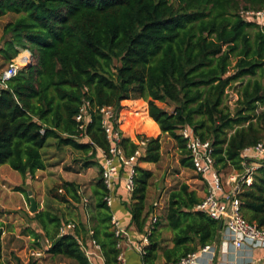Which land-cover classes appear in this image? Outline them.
I'll use <instances>...</instances> for the list:
<instances>
[{"label": "trees", "instance_id": "obj_1", "mask_svg": "<svg viewBox=\"0 0 264 264\" xmlns=\"http://www.w3.org/2000/svg\"><path fill=\"white\" fill-rule=\"evenodd\" d=\"M261 9L264 0H0V18L14 15L3 25L0 56L9 62L20 50L31 55L30 64L0 86V165L24 177L33 175L45 168L40 149L54 137L59 145L90 152L84 162L88 166L97 147L107 150L110 145L97 111L109 105L118 119L113 125L128 134L119 142L125 155L136 148L132 138L147 140L139 162L160 160V134H166L181 153L179 164L193 169L186 140L178 133L186 126L192 135L210 140L216 168L239 169L242 150L264 142V24L241 14ZM244 77L248 79L239 84L231 110L226 90ZM129 99L142 102L139 113L149 124H122L127 110L122 103ZM85 102L90 121L83 132L91 143L78 138L74 119ZM157 102L174 107L168 111ZM152 176L136 165L130 223L140 234L150 221L145 196ZM49 192L63 203H79L81 197L77 184L69 181ZM107 193L99 171L86 203L88 223L103 264H120ZM238 198L242 216L264 228V167L254 172ZM201 199L186 182L169 192L165 219L172 235L171 246L162 250L164 264L219 242L218 221L196 209ZM31 220L40 230L29 232L34 243L40 247L38 239H48L49 255L90 264L82 244L88 234L84 223L60 235L66 222L57 213L38 210ZM158 224L148 234L142 264H156ZM1 234L0 228V264H5ZM35 261L16 258V264Z\"/></svg>", "mask_w": 264, "mask_h": 264}, {"label": "built area", "instance_id": "obj_2", "mask_svg": "<svg viewBox=\"0 0 264 264\" xmlns=\"http://www.w3.org/2000/svg\"><path fill=\"white\" fill-rule=\"evenodd\" d=\"M245 18L264 24V9L241 11ZM24 51L29 55H23ZM22 55V56H20ZM31 62V55L28 50H20L18 54L12 58L5 68L0 70V86L6 87L7 81L15 76L20 68ZM88 102L82 104L74 119L78 126V138L90 142L89 138L84 134L87 123L90 121V115L87 114ZM100 115L101 126L104 130L110 145L107 150L97 147V151L102 156L101 178L108 193L104 197L108 206L112 203V194L115 180L122 178L127 192L131 194L134 187L135 167L138 165L139 158L142 155V149L146 145L145 138L131 140L136 144V148L129 156L125 155L119 142L122 136H126L119 128L113 125L117 121L116 111L113 106L104 105L97 108ZM178 133L186 140V148L192 161L193 171L198 174L205 184V193L201 201L196 205V209L205 212L208 216L221 223L219 229V242L229 244L233 251L244 252L243 263H251L253 257L251 253L255 249L264 250V228L258 227L255 223L247 221L240 212V200L238 193L243 187H248L252 183L254 172L264 167V142H257L253 146L246 147L241 152V167L235 169L229 167L226 178H223V170L215 167L213 158V148L210 140H202L191 134L190 130L184 126L178 130ZM123 171V172H122ZM87 203V199H83V204ZM158 221L155 214L150 216L148 228L142 233L138 242L133 245L134 251L143 254L144 247L148 244V234ZM111 230L114 235L119 238L116 247L119 249L117 260L120 264L125 263V255L122 248V239L128 238V230L120 225L119 220L112 214L110 219ZM75 222L63 223L59 228L60 235L73 233ZM93 231L88 227V242L91 248L85 243V254L90 264H103V257L99 244L91 237ZM41 246L28 249L29 257L41 259L47 253L46 250L51 243L48 239H38ZM216 255V243H207L197 251L191 252L180 258L176 262L168 264H213ZM100 259L101 263H97L95 259ZM29 260V259H28ZM27 260V261H28Z\"/></svg>", "mask_w": 264, "mask_h": 264}, {"label": "rangeland", "instance_id": "obj_3", "mask_svg": "<svg viewBox=\"0 0 264 264\" xmlns=\"http://www.w3.org/2000/svg\"><path fill=\"white\" fill-rule=\"evenodd\" d=\"M13 18V14H7L0 18V37L3 25ZM7 63L8 62L0 56V70L5 68ZM233 64L234 62L231 63V66ZM232 72L233 68L230 67L228 74ZM247 79L248 77H244L243 80L236 81L226 90V103L231 110L237 99V89L239 84L242 81L245 82ZM262 82L264 83V79ZM133 100L135 99L125 100L122 103L127 109L124 111L126 115L122 124L129 125L130 127L149 124V120H143L139 113L142 102L140 100ZM157 104L168 111H172L174 107L173 103L157 102ZM133 110H135V113L139 114L134 113L130 115L129 112ZM137 130L140 131V128ZM150 130L151 129H148L147 132L150 133ZM124 133L128 136L126 132ZM160 139L161 157L160 160L154 164L153 176L148 183L145 196L146 210L150 209V216L155 214L159 221L157 226L160 232V244L157 250L159 255L164 248L163 245L169 243L172 235V230L167 226L165 219V209L169 192L177 188L181 182H186L189 187L200 194V196L203 195L204 191V184L201 182L200 176L196 174L193 169L184 168L179 164L181 153L177 149L175 141L166 134H160ZM40 153L44 159L45 168L36 170L33 175L27 174L24 177L18 171L10 168L7 164L0 165V186L4 189L2 190L0 188V213H13L14 216H20L23 218L16 231L18 234L25 232V223L33 222L31 220L33 213L29 210V191L32 192V195L36 200L37 208L49 209L61 216L62 221L73 222L81 216L80 206L74 205L72 202L63 203L55 200L49 190L64 181H75L81 187L80 189L83 196L81 198L82 200L84 197L89 198V195L92 194L96 186L98 171H100V161L98 159L91 160L89 164L90 168H82V162L88 159V154L67 145H59L57 139L54 137L47 138L46 143L40 149ZM222 173L223 178L225 179L228 169L223 170ZM19 187L22 189L17 190L16 188ZM112 196L114 198L115 192ZM118 198L122 199V197L119 196ZM129 203L130 201L125 202V200L122 199L121 205H123L128 214L130 213ZM2 206L4 208H1ZM14 238L17 240H24L15 235ZM37 246L38 245L34 243V241L28 240L19 246L16 245L18 248L16 250H10V247H5L3 252L4 263L16 264V258H22L25 262H27L28 259L30 261H35L34 258L29 257L28 249ZM19 256H21V258ZM35 264H72V261L63 256H51L46 253L44 257L35 261Z\"/></svg>", "mask_w": 264, "mask_h": 264}, {"label": "crops", "instance_id": "obj_4", "mask_svg": "<svg viewBox=\"0 0 264 264\" xmlns=\"http://www.w3.org/2000/svg\"><path fill=\"white\" fill-rule=\"evenodd\" d=\"M81 141L85 142V140H81ZM86 154H88V156H89L90 152L86 153ZM93 159H98L100 161V172H101V163H102L101 154L97 151L95 157L91 158L90 160H93ZM84 162H85V160L82 162L81 167L87 168V169L90 168L89 165L84 166ZM154 164L155 163L138 162L139 166L151 170L152 173H153ZM98 173H99V171H98ZM69 182L76 183L75 181H69ZM201 182L203 183L202 180H201ZM0 183H1V181H0ZM76 184L78 186V191H79L81 197H80L79 203H74V202H72V203L74 205L80 206L81 216L73 222H75L76 224H78L79 222H82L88 228L90 226V223H88L89 222L88 221L89 215H88L87 210H86V204L85 205L83 204V199H87V201H88L91 194L89 195V198L84 197L81 200V198L83 197L82 191L80 189L81 187L78 185V183H76ZM0 188H1V186H0ZM2 190H4V189H2ZM203 190H204L203 191V195H204L205 184H204ZM114 192H115V196H114V198H112V203L110 205L111 212L119 220L120 225L128 230V234H129L128 238L122 239V248H123L124 255H125V263L126 264H142L141 255L138 254L133 249V245L139 241L142 234L138 233L135 230L134 226L130 223V213L128 214L125 211L123 205H121L122 199L125 200V202L130 201V193L127 192V190L125 189L124 181L121 177L115 180L113 193ZM117 195L119 197H122V199H119ZM198 195L200 196V194H198ZM88 203H89V201H88ZM1 208H4V207L2 206ZM38 210H42V209L37 208V211ZM31 213H34V212H31ZM32 216H33V214H32ZM21 220H23L22 217L14 216L13 213L12 214L6 213V212L0 213V228L2 230L1 243H2V260H3V262H4L3 252H4L5 247H10V250H16V249H18L16 247V245L19 246V245L23 244V242L25 243L28 240L29 241L34 240L29 233L30 230H36L40 233V230L37 229V226L35 225V223L31 222V223H25L24 224V227L26 229L24 233L18 234L16 231L18 229L19 223H21ZM26 227H28V228H26ZM14 235L18 236L20 238H23L24 240H17L14 238ZM4 236H5V241H4ZM82 236H81V238H83ZM26 239H28V240H26ZM88 239H89L88 234L84 235V238H83L84 243L86 244V246L88 248H91V246L88 242ZM165 246H171V242L169 241V243L163 245V247H165ZM251 255L253 257V261L251 263H248V264H264V250L255 249L251 253ZM243 256H244V252L233 251V249L231 248V246L229 244L222 245L220 242H218V243H216V255H215V260H214L213 264H246V263L242 262ZM19 257L21 258V256H19ZM95 260L97 263H101L100 259L96 258ZM22 261H24V260L22 259ZM156 264H164V258L162 256V251H161L160 255L158 253Z\"/></svg>", "mask_w": 264, "mask_h": 264}, {"label": "water", "instance_id": "obj_5", "mask_svg": "<svg viewBox=\"0 0 264 264\" xmlns=\"http://www.w3.org/2000/svg\"><path fill=\"white\" fill-rule=\"evenodd\" d=\"M28 200H29V210L31 212H36L37 211L36 200L30 191L28 192ZM220 228H221V223H219V229Z\"/></svg>", "mask_w": 264, "mask_h": 264}, {"label": "bare ground", "instance_id": "obj_6", "mask_svg": "<svg viewBox=\"0 0 264 264\" xmlns=\"http://www.w3.org/2000/svg\"><path fill=\"white\" fill-rule=\"evenodd\" d=\"M23 55H26V56H28L29 55V53L28 52H26V51H24V54ZM20 56H22V55H20Z\"/></svg>", "mask_w": 264, "mask_h": 264}]
</instances>
